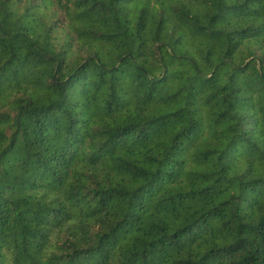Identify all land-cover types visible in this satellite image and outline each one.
Wrapping results in <instances>:
<instances>
[{
    "label": "trees",
    "instance_id": "trees-1",
    "mask_svg": "<svg viewBox=\"0 0 264 264\" xmlns=\"http://www.w3.org/2000/svg\"><path fill=\"white\" fill-rule=\"evenodd\" d=\"M0 264H264V0H0Z\"/></svg>",
    "mask_w": 264,
    "mask_h": 264
}]
</instances>
